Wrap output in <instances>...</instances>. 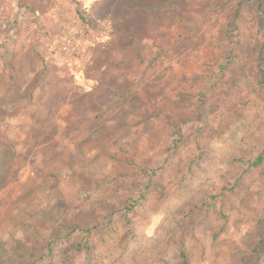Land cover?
Masks as SVG:
<instances>
[{
  "label": "rangeland",
  "instance_id": "1",
  "mask_svg": "<svg viewBox=\"0 0 264 264\" xmlns=\"http://www.w3.org/2000/svg\"><path fill=\"white\" fill-rule=\"evenodd\" d=\"M4 48L0 264H264V0H0Z\"/></svg>",
  "mask_w": 264,
  "mask_h": 264
},
{
  "label": "trees",
  "instance_id": "2",
  "mask_svg": "<svg viewBox=\"0 0 264 264\" xmlns=\"http://www.w3.org/2000/svg\"><path fill=\"white\" fill-rule=\"evenodd\" d=\"M263 160V153H260L258 155V157L251 163L252 167H258L260 166V164L262 163ZM148 187L150 186V183H148L147 185ZM147 193V190H142L139 194V197L135 200H133L132 202L129 203L128 206H126V211H124V217H126V213L133 210L135 208V206L137 204H139L141 201L144 200L145 194ZM127 226L130 227V221H125ZM105 231L109 232L111 230L114 229V224H113V220H109L105 225ZM90 233H91V229H81V228H68L67 231L63 234V235H57L52 241H49L48 244V250L60 245V244H65L67 241L73 240L79 236H81L80 241L77 243L76 245V250L82 251V250H88L89 248V239H90ZM264 241V237L262 239V242ZM48 258H51V255H48ZM181 264H188L187 263V257L185 255V252L183 251V249L181 250Z\"/></svg>",
  "mask_w": 264,
  "mask_h": 264
},
{
  "label": "crops",
  "instance_id": "3",
  "mask_svg": "<svg viewBox=\"0 0 264 264\" xmlns=\"http://www.w3.org/2000/svg\"><path fill=\"white\" fill-rule=\"evenodd\" d=\"M56 16V14H55ZM57 27H59V25H56ZM36 31L32 30V37H33V45L32 47L35 48L36 47V51H44V47L39 46V31L38 33L33 36V34H35ZM8 38V37H7ZM13 39H15L14 37H11L10 40L12 41ZM49 46L51 47V45H45V48H49ZM19 47H16V49L18 50ZM4 52H0V55L3 56L2 61L5 62V65H3V67L0 64V95L4 96H10L12 94H14L16 87H20V86H25V83H19V81L16 79L15 77V73L14 71H12L10 64L8 62V60H10V58L13 55L16 54H10L8 49L4 48L3 49ZM36 70H39V68H35ZM32 89H30L31 91Z\"/></svg>",
  "mask_w": 264,
  "mask_h": 264
},
{
  "label": "built area",
  "instance_id": "4",
  "mask_svg": "<svg viewBox=\"0 0 264 264\" xmlns=\"http://www.w3.org/2000/svg\"><path fill=\"white\" fill-rule=\"evenodd\" d=\"M72 36V34H70V33H68L67 35H66V38L67 39H69V37H71ZM69 43V40H67V44ZM67 44L64 46V48H63V51H66L67 50Z\"/></svg>",
  "mask_w": 264,
  "mask_h": 264
}]
</instances>
